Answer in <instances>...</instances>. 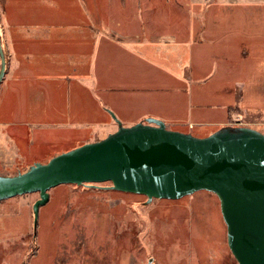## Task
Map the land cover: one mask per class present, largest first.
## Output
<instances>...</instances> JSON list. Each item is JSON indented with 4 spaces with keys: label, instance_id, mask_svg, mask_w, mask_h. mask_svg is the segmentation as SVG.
<instances>
[{
    "label": "rangeland",
    "instance_id": "obj_1",
    "mask_svg": "<svg viewBox=\"0 0 264 264\" xmlns=\"http://www.w3.org/2000/svg\"><path fill=\"white\" fill-rule=\"evenodd\" d=\"M107 4L109 0H103L102 18L108 21L103 29L111 30ZM156 9L148 29L154 27L157 35L167 38H156L162 49L161 76L166 86L165 66L173 51L176 64L181 63L180 82L184 85L174 90L179 109L167 107L171 88L158 92L161 114L179 120L167 126H179V130L199 136L226 124L264 130V110L247 98L259 70L254 64H264V0H159ZM2 41L8 56L3 30ZM239 57L244 62L240 66L243 81L227 78L237 68L229 60L236 63ZM192 64L198 65L195 73ZM7 73L0 82V174H17L36 161L45 162L107 135L100 136L103 124L95 129H70L75 121L68 113L81 121L73 100H66L57 115L49 113L45 102L42 114L30 118L28 86L11 91ZM157 83L160 81L151 86ZM205 90H212L215 96L206 98ZM7 97L11 100L4 107ZM49 194L39 208L36 233L33 204L40 197L38 192L0 201V264H237L227 242L220 200L213 192L154 198L147 204L144 194L67 183L51 188Z\"/></svg>",
    "mask_w": 264,
    "mask_h": 264
},
{
    "label": "crops",
    "instance_id": "obj_2",
    "mask_svg": "<svg viewBox=\"0 0 264 264\" xmlns=\"http://www.w3.org/2000/svg\"><path fill=\"white\" fill-rule=\"evenodd\" d=\"M158 4L159 0H109L105 10H108L112 29L108 31L103 29L108 23L102 18L103 0H0L9 57L6 80L11 91L16 87L25 90L28 86L30 118L42 114L45 102L49 103V113L57 115L63 111L66 100H73V108L81 121L78 123L68 113L75 121L70 129L86 126L95 129L103 124L100 136L118 127L109 110L121 117L125 125L148 115L165 120L168 126L177 123L179 120L161 114L162 110L158 109L163 104L158 92L165 87L173 90L167 101L168 109H179L174 90L184 86L180 82L181 63L176 64L173 51L169 52L170 62L165 66L169 81L166 86L161 76L162 49L156 38H167L157 35L154 27L148 29ZM145 24L146 29L142 31ZM232 32L237 33V30ZM229 61L237 68L236 74L229 73L227 78L243 81L242 59L239 57L236 63ZM256 63L258 69L262 64ZM197 66L192 64L194 73L199 69ZM241 71L243 74L238 75ZM157 81H160L158 85L151 86ZM203 93L206 98L215 96L212 90ZM202 94L199 95L202 97ZM5 98L2 105L7 107L11 97H7L6 106ZM131 113L134 116L130 117ZM178 127L174 128L180 129Z\"/></svg>",
    "mask_w": 264,
    "mask_h": 264
},
{
    "label": "water",
    "instance_id": "obj_3",
    "mask_svg": "<svg viewBox=\"0 0 264 264\" xmlns=\"http://www.w3.org/2000/svg\"><path fill=\"white\" fill-rule=\"evenodd\" d=\"M4 46L0 23V82L9 64ZM252 79L247 98L264 110V64ZM109 112L118 127L105 137L36 161L17 174H0V201L38 192L36 233L39 208L60 184L144 194L146 204L207 190L220 200L237 264H264V130L226 124L199 136L169 128L154 116L125 125Z\"/></svg>",
    "mask_w": 264,
    "mask_h": 264
}]
</instances>
